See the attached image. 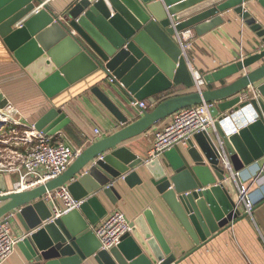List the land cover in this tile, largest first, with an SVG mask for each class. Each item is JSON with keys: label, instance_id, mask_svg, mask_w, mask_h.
<instances>
[{"label": "water", "instance_id": "water-1", "mask_svg": "<svg viewBox=\"0 0 264 264\" xmlns=\"http://www.w3.org/2000/svg\"><path fill=\"white\" fill-rule=\"evenodd\" d=\"M252 1L264 8V0H78L62 15V22L46 6L38 8L41 0H0V37L48 98H56L90 76L95 79L102 75L99 81L112 80L124 101L153 105L128 123L122 111L96 86L98 83L89 85L90 79L86 88L124 127L90 144L62 175L32 190L8 192L0 173V219L15 213L25 231L17 247L32 264H90L91 260L96 264H173V256H165L151 242L145 245L135 233L139 244L127 233L114 248L101 250L91 230L106 213L98 197L102 195L114 205L119 198L114 183L140 185L139 169L152 174L151 184L196 246L217 227L244 217L239 210L241 201L232 200L228 194L227 173L218 166L219 153L206 133L192 137L201 154L189 142V160L174 148L162 153L169 169L161 167L158 158L143 162L121 145L183 108L212 104L210 114L216 119L227 111L250 106L254 122L226 136L217 120L214 137L219 147L225 148L234 172L264 158V82L260 83L264 63L246 71L264 60V50L204 78L206 83H213L246 71L228 85L159 103L155 100L173 86H194L176 44V32L194 28L200 34V30L221 22L219 14L232 9L264 44V28L244 6ZM250 88L258 93V99H242L240 93ZM7 103L4 99L0 106ZM67 121L55 102L34 128L53 136ZM61 187H67L75 200L83 202L56 218L54 203L58 200L45 201L44 196Z\"/></svg>", "mask_w": 264, "mask_h": 264}, {"label": "crops", "instance_id": "crops-1", "mask_svg": "<svg viewBox=\"0 0 264 264\" xmlns=\"http://www.w3.org/2000/svg\"><path fill=\"white\" fill-rule=\"evenodd\" d=\"M77 1L41 0V5L38 8L46 6L49 12L63 22L62 15ZM244 6L264 28V8L255 1L246 3ZM219 18L221 19L220 23L208 26L203 31L200 30V34H197L194 28L185 30L183 32L184 38L190 43V47L186 50L182 48L180 42L176 41L194 86L191 88H187L183 84L173 86L156 96V103L173 96L196 92L195 90L220 88L236 80L243 72L253 70L264 63V60L257 61L246 71L220 81L206 83L204 78L213 72L264 50L262 39L232 9L219 14ZM101 77L102 75L91 79L92 76H90L74 84L56 98L50 99L43 93L32 73L19 64L0 37V89L3 97L15 109L16 120L22 125L19 130L21 134L25 128L34 126L53 108L55 102L68 123L53 136L57 140L60 139L62 142L77 148L79 153L93 142L102 140L124 127L86 88V82L90 79L92 81H88L90 82L89 85L93 86L98 83L96 86L122 111L124 116L128 118V123L140 118L142 116L140 109L137 106H132L131 100L124 101L122 96H119L121 91L113 82L107 79L100 82ZM263 82L264 79L260 83ZM240 95L241 97L244 96L246 100L259 98L258 93L251 88L241 92ZM145 102L148 104V110L153 108V105H150L148 101ZM227 116H229L231 128L234 126L237 129L234 134L250 124L247 108L245 110L238 109L231 113L227 111L220 114L216 120ZM167 119L169 118L157 123L145 133L123 143L121 147L143 162L150 160L148 153L154 135L164 126L163 123ZM227 127V124L220 125L226 136L233 135L227 134ZM95 130L98 131V134L94 132ZM214 133L216 134V130L210 129L206 135L214 143L219 153L218 166L227 173L225 185L228 194L232 200L236 202L240 200L237 188V185L240 184L241 187L249 188V199L255 204L245 217L225 227H217L215 231L210 232L211 235L205 242L196 246L151 184L152 174L149 175L145 169H139L136 172L142 181L140 185L132 183L134 186L129 187L122 181L114 183L119 196L114 205L104 196L98 197L106 213L91 227L93 233L96 226L106 216L114 211H120L133 224L132 231H130L131 236L134 238L135 233L145 245L146 243L149 245L151 242L157 246L159 252L164 251L165 256H173L175 259L173 264H264V158L234 172L225 148L219 147ZM190 142L201 154L196 140L192 138ZM189 148L188 143L187 147L176 146L174 149L180 157L189 160L187 154ZM20 150L25 151V147H21ZM158 160L161 167L169 169L163 154L158 156ZM204 162L207 165L205 159ZM208 168L215 178L212 168L209 166ZM233 173L235 174L233 175ZM2 174L7 190L13 191L17 177L9 173ZM208 188L211 187L208 186ZM222 197L224 196L222 195ZM54 204L56 206L54 209L55 216L58 218L64 214L63 204L60 200ZM240 207V214L243 215V202H241ZM12 221L15 232L24 234L23 226L16 216ZM144 233H147L148 238ZM94 238L97 239L96 236ZM134 241L136 244L140 243L136 238ZM27 253L29 254V252ZM153 255L151 253L152 257ZM89 263L96 264L93 260ZM3 264H32V261H29L25 253L16 246L15 252Z\"/></svg>", "mask_w": 264, "mask_h": 264}, {"label": "built area", "instance_id": "built-area-1", "mask_svg": "<svg viewBox=\"0 0 264 264\" xmlns=\"http://www.w3.org/2000/svg\"><path fill=\"white\" fill-rule=\"evenodd\" d=\"M175 27V24L173 25ZM175 38L182 48L186 50L190 47L189 41L184 38L183 32H176ZM182 49V50H183ZM242 99H245L242 96ZM141 113L148 110V104L145 101L134 102ZM212 104H200L183 108L169 118V121L154 135V140L149 151V159L158 158L165 151L171 150L176 146L187 147L188 143L195 134L207 133L210 129L214 130V123L217 121L210 114ZM247 108L248 120L254 122L255 113L252 107ZM245 110V108H244ZM246 114V112H245ZM229 116L221 118L218 123L228 125L227 134H234L237 129L230 126ZM15 127L8 129L10 136L1 143L10 149L11 158L14 161L8 166H3L0 159V173H9L17 176V186L22 187V191L35 188L52 179L62 175L78 156L69 144L62 142L60 139L49 136L43 131H38L34 126H30L22 130V134L18 136L21 123H15ZM0 131L4 132L3 127ZM6 132V131H5ZM98 134V131L95 130ZM17 147V148H15ZM25 147V151L20 148ZM1 157V155H0ZM240 200L244 203L245 210L249 213L252 210L253 203L247 195V189L237 185ZM46 201L60 200L63 204V212L66 213L73 209H77L83 201L75 200L67 190V187H61L44 196ZM14 213H9L0 219V264H3L15 252L17 244L25 237L24 234L15 232L12 226ZM131 223L120 211H114L106 216L102 222L96 226L94 235L100 243V249L109 251L117 246L122 237L130 233Z\"/></svg>", "mask_w": 264, "mask_h": 264}, {"label": "rangeland", "instance_id": "rangeland-1", "mask_svg": "<svg viewBox=\"0 0 264 264\" xmlns=\"http://www.w3.org/2000/svg\"><path fill=\"white\" fill-rule=\"evenodd\" d=\"M107 80L108 81H111L112 82V80H110L109 78H107ZM195 91H197V90H195ZM1 96H3L2 95V93H1V89H0V104H1V102H2V100H4V99H6V98H2ZM8 102V101H7ZM134 102H138V101H133V102H131V105L132 106H134L133 105V103ZM1 107V106H0ZM3 108H1L2 110H4V111H7V110H11L12 112H14V115H12L10 118H8L7 120H6V122H5V124H4V126H2L4 129H5V131L4 132H2V131H0V155H1V157H0V159H1V163H2V165L3 166H8L9 165V163L10 162H12V161H14V159H12L11 158V154H10V149H7V146L6 145H4L3 143H1V141L3 140H6V139H8V137L10 136V133L8 132V129H10V128H13V127H15L16 125H15V123H17L18 122V120H16L17 119V114L15 113V109L13 108V106H11L9 103H7L5 106H2ZM148 109H149V107H148ZM169 121V119H167V121H165L164 123H163V125H165L166 124V122H168ZM0 128H1V126H0ZM95 132V131H94ZM20 132H18V136H20ZM15 148H17V147H15ZM76 152H78V149L77 148H73ZM79 155V154H78ZM10 161V162H9ZM235 173H233V175H234ZM16 176V175H15ZM17 177V176H16ZM15 184H16V182H15ZM247 189V188H246ZM8 192H13V191H10V190H7ZM249 188L247 189V195H249ZM241 201V200H240ZM242 202V201H241ZM241 202H240V204H241ZM254 203H253V206L252 207H254ZM239 208L241 209V207H240V205H239ZM239 209V210H240ZM253 209V208H252ZM241 213V212H240ZM245 214V215H244ZM244 217L248 214L247 212H246V210H245V206H244ZM241 215V214H240Z\"/></svg>", "mask_w": 264, "mask_h": 264}, {"label": "bare ground", "instance_id": "bare-ground-1", "mask_svg": "<svg viewBox=\"0 0 264 264\" xmlns=\"http://www.w3.org/2000/svg\"><path fill=\"white\" fill-rule=\"evenodd\" d=\"M2 101H4V100H2ZM1 108H2V107H0V126L2 127V126H4L6 120H7L8 118H10L12 115H14V112H12L11 110L4 111V110H2ZM0 172H3V170H0ZM35 188H36V187H35ZM32 189H34V188H31V189H29V190H32ZM24 191H27V190H24ZM14 192H16V193L23 192V191H22V187L17 186V188L15 189Z\"/></svg>", "mask_w": 264, "mask_h": 264}, {"label": "trees", "instance_id": "trees-1", "mask_svg": "<svg viewBox=\"0 0 264 264\" xmlns=\"http://www.w3.org/2000/svg\"><path fill=\"white\" fill-rule=\"evenodd\" d=\"M163 100H165V99H163ZM163 100H161V101H163ZM161 101H160V102H161Z\"/></svg>", "mask_w": 264, "mask_h": 264}]
</instances>
